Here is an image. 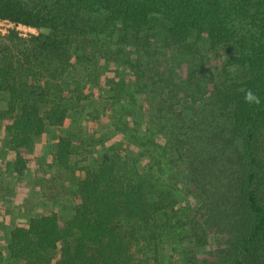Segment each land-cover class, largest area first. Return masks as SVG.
Returning <instances> with one entry per match:
<instances>
[{"label":"trees","instance_id":"1","mask_svg":"<svg viewBox=\"0 0 264 264\" xmlns=\"http://www.w3.org/2000/svg\"><path fill=\"white\" fill-rule=\"evenodd\" d=\"M0 19L45 31L37 43L0 36V93L8 96L5 106L0 100V125L15 152L16 174L28 168L47 128L63 127L78 112L80 91L68 99L65 70L58 72L73 56L67 51L85 50L90 29L116 28L121 42L137 50L155 46L153 61L140 55L144 66L123 67L136 72L148 101L145 120L167 137L150 157L151 170L162 158L167 168L175 165L185 192L205 212L202 221L183 222L173 187L155 177L159 171L142 175L118 152H104L73 180L69 220L50 212L11 231V262L165 264L162 238L185 236L195 250L182 251V264H264V0H0ZM95 53L73 51L77 61L106 74V65L94 66ZM177 54L185 58L174 67L192 65L185 78L163 67L165 56ZM100 55L107 63L121 57ZM241 89L253 90L260 105L245 103ZM74 137L67 133L54 145L58 168L71 169ZM46 188L55 190L50 181ZM209 230L224 236L223 247L200 257Z\"/></svg>","mask_w":264,"mask_h":264},{"label":"rangeland","instance_id":"2","mask_svg":"<svg viewBox=\"0 0 264 264\" xmlns=\"http://www.w3.org/2000/svg\"><path fill=\"white\" fill-rule=\"evenodd\" d=\"M107 31L100 27L97 30L90 29L88 38L84 40L89 44L84 47L85 50L70 48L67 51L74 57L70 55L65 58L64 69H62L63 63H60L58 72L65 70L61 75L64 84L61 85L68 99L72 100L73 96L76 99L80 94L78 112L72 113L63 127H48L46 134L34 142L33 150L30 152V163L21 175L16 174L14 163L7 159L9 155V159L13 160L15 152L10 148L8 137L5 136L0 125V258L2 264H24L11 262L6 248L9 235L17 226L25 225L30 218L50 212L57 213L61 222H66L73 216L76 203L72 201L71 192L76 188L74 181L76 182L82 176L80 169L94 168L95 162L103 157V153L111 154L112 150L118 152V156L127 161L129 167L136 168L142 175L153 170L160 172L155 177L164 186L168 185L171 189L173 187L172 192L177 195L178 200L175 209H178L177 215L183 222L197 217L200 221L203 219L201 217L205 214L204 209L193 199L194 194L186 193L184 190V180L181 179L184 174L180 173L181 170L175 165L173 168H167V161L163 158L160 161L161 165H154L151 170L150 157L153 153H161L159 146L167 142V137L158 127L145 120L143 105L146 107L145 102L148 103V101L134 82L137 77L136 72L132 69L133 66L123 67L131 63L136 66L142 63L144 66L145 63L140 62V55H143L145 60L153 61L155 46L146 45L137 50L133 45L121 42L116 28ZM42 33L45 31L27 26L25 28L22 25L19 29L3 27L0 36L3 39L12 36L11 39L17 42L37 43L33 40L41 38ZM92 49L96 51L94 66L106 65L108 67L106 74L102 69L90 66L89 63L77 61L76 55L73 54L76 50L79 54V51L85 53ZM104 51L121 57L117 60L114 58L108 64L100 55L105 53ZM183 57L185 58L181 54L175 57L165 56L163 67L168 69V72H171L172 67L175 73L185 78L191 71L192 65L183 63L180 64V68L178 65L174 67L173 64L180 62ZM215 63L218 65V62ZM215 63L212 62L210 67H217ZM73 90L80 92L75 95ZM0 100L2 106H5L8 96L0 93ZM203 104H207L206 99L201 101L200 105ZM67 133L75 136L77 143L73 145L75 154L70 156L71 169L63 170L55 164L53 148L59 138ZM80 139H84L86 145L80 147ZM48 181L54 184L55 190L46 188L44 191ZM184 237L174 240L169 236L162 238V246L159 249L162 263L182 264V251L195 250L192 240ZM223 243L224 236L209 230L203 248L205 254L198 255L204 257L218 247H223Z\"/></svg>","mask_w":264,"mask_h":264},{"label":"clouds","instance_id":"3","mask_svg":"<svg viewBox=\"0 0 264 264\" xmlns=\"http://www.w3.org/2000/svg\"><path fill=\"white\" fill-rule=\"evenodd\" d=\"M241 91L244 93V101L245 103L249 105H260L261 99L260 97L251 89L244 90L241 89Z\"/></svg>","mask_w":264,"mask_h":264},{"label":"built area","instance_id":"4","mask_svg":"<svg viewBox=\"0 0 264 264\" xmlns=\"http://www.w3.org/2000/svg\"><path fill=\"white\" fill-rule=\"evenodd\" d=\"M22 25L21 24H15L9 20H2L0 19V31L2 30V28H16L19 29ZM26 28V26H24ZM6 31V29L4 30Z\"/></svg>","mask_w":264,"mask_h":264},{"label":"crops","instance_id":"5","mask_svg":"<svg viewBox=\"0 0 264 264\" xmlns=\"http://www.w3.org/2000/svg\"><path fill=\"white\" fill-rule=\"evenodd\" d=\"M7 159H8L9 161H11V159H9V155H8Z\"/></svg>","mask_w":264,"mask_h":264}]
</instances>
